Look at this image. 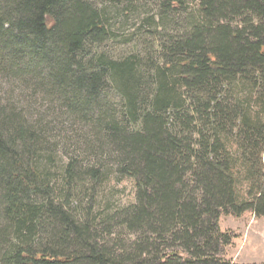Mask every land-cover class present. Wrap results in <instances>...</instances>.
<instances>
[{
  "label": "trees",
  "instance_id": "trees-1",
  "mask_svg": "<svg viewBox=\"0 0 264 264\" xmlns=\"http://www.w3.org/2000/svg\"><path fill=\"white\" fill-rule=\"evenodd\" d=\"M192 1L0 0V66H44L71 109L97 106L91 150L135 185L95 209L108 174L70 159L51 179L39 137L0 110V264H236L220 216L264 217V0ZM109 5L145 9L142 27L116 38ZM116 39L133 50L109 55Z\"/></svg>",
  "mask_w": 264,
  "mask_h": 264
},
{
  "label": "rangeland",
  "instance_id": "rangeland-1",
  "mask_svg": "<svg viewBox=\"0 0 264 264\" xmlns=\"http://www.w3.org/2000/svg\"><path fill=\"white\" fill-rule=\"evenodd\" d=\"M190 2L193 3L192 0ZM193 7L194 5L191 4L190 8ZM119 10L118 5L108 7L116 38L124 39L137 28L142 27V19L147 12L144 9L140 14L135 12L129 17H123ZM148 10L151 14L152 9ZM132 44V42L120 43L116 39L106 42L102 49L118 58L133 50ZM2 66H0V110L19 119L39 137L40 142L37 146L41 151L40 156L46 160L50 155L52 159L50 163L45 162V167L50 171V178L57 179L60 166L70 159L75 162L79 172L95 165L105 171L109 178L99 188L93 203L94 208L115 209L133 203L135 200L133 179L116 176L114 158L107 155L108 153L96 154L98 155L96 157L91 150L92 145L98 142L94 126L98 107L76 102V106L80 107L79 110L71 109L69 101L63 94H54L47 87L49 82L45 76L44 66L39 70L41 74L37 78L31 72L16 76L9 70L5 71ZM82 98L80 96L79 99ZM99 100L101 108L108 114L115 113L120 116V103L108 86L101 88ZM41 165H44L43 162ZM219 229L231 237L230 243L223 249V257L236 264H264V217H255L251 212H245L237 217L221 215Z\"/></svg>",
  "mask_w": 264,
  "mask_h": 264
}]
</instances>
